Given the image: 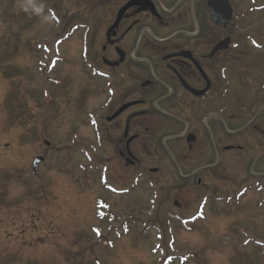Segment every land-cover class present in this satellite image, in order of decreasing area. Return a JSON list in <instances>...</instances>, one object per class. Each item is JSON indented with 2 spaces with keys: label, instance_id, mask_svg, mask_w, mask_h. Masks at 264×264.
Masks as SVG:
<instances>
[{
  "label": "rangeland",
  "instance_id": "obj_1",
  "mask_svg": "<svg viewBox=\"0 0 264 264\" xmlns=\"http://www.w3.org/2000/svg\"><path fill=\"white\" fill-rule=\"evenodd\" d=\"M251 1L235 0L240 19L234 22H242L237 37L245 33V43L250 37L262 46L249 45L248 52L244 44L250 57L238 70L240 75L247 70L246 81L255 85L264 69V11H251ZM2 10L0 264H162L167 253L179 255L168 264H264V208L250 203L260 198L255 193L236 209L229 197L202 190L190 196L198 204L193 210L198 219L182 224L153 187L145 193L138 184L127 195L106 191L102 174L117 190L130 182L118 181L128 173L125 166L102 151L99 130L106 104L89 103L87 71L92 70L81 63V36L62 40L66 27L47 12L27 21L5 17ZM11 12L19 13V7L12 3ZM51 46L60 58L53 68L48 66L55 58ZM239 77L231 81L236 105L247 87ZM38 155L45 161L33 172ZM97 198L108 208L106 219L96 210ZM181 204L177 213L192 215L191 207Z\"/></svg>",
  "mask_w": 264,
  "mask_h": 264
},
{
  "label": "flooded vegetation",
  "instance_id": "obj_2",
  "mask_svg": "<svg viewBox=\"0 0 264 264\" xmlns=\"http://www.w3.org/2000/svg\"><path fill=\"white\" fill-rule=\"evenodd\" d=\"M4 1L12 18L57 13L85 36L82 62L103 75L98 90L89 87L106 104L102 151L128 172L119 182L153 181L173 207L186 202L191 211L190 196L202 190L246 187L264 196L263 93H247L243 107L220 108V69L233 77L245 54L231 46L233 16L227 27L213 24L206 0ZM12 3L19 13L7 10ZM223 39L228 44L215 49Z\"/></svg>",
  "mask_w": 264,
  "mask_h": 264
},
{
  "label": "water",
  "instance_id": "obj_3",
  "mask_svg": "<svg viewBox=\"0 0 264 264\" xmlns=\"http://www.w3.org/2000/svg\"><path fill=\"white\" fill-rule=\"evenodd\" d=\"M207 4L213 22L227 26L232 14V10L227 0H207ZM221 44H219L216 49L220 48ZM40 160L43 159L39 157L34 161V167L39 163Z\"/></svg>",
  "mask_w": 264,
  "mask_h": 264
}]
</instances>
